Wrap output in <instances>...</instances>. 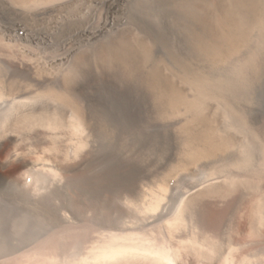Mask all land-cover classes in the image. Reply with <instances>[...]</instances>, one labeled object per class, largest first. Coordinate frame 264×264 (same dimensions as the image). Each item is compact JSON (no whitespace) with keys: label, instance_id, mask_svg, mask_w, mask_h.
<instances>
[{"label":"rangeland","instance_id":"374dc122","mask_svg":"<svg viewBox=\"0 0 264 264\" xmlns=\"http://www.w3.org/2000/svg\"><path fill=\"white\" fill-rule=\"evenodd\" d=\"M109 3L0 0V264H22L72 233L85 245L115 228L159 233L190 198L199 229H218L214 258L201 264H222L229 243L245 244L232 250L236 263L259 260L264 207L252 165L236 164L242 133L193 81L224 83L264 132V0ZM62 86L72 101L50 97ZM88 96L92 128L80 131L72 111ZM236 171L255 188L191 196ZM191 232L185 223L171 239Z\"/></svg>","mask_w":264,"mask_h":264},{"label":"bare ground","instance_id":"6f19581e","mask_svg":"<svg viewBox=\"0 0 264 264\" xmlns=\"http://www.w3.org/2000/svg\"><path fill=\"white\" fill-rule=\"evenodd\" d=\"M119 1L121 0H110L109 7L114 8ZM110 22L109 20L106 21L104 26H108ZM223 84L224 83H220L219 81L212 80L210 76L200 75L194 79L193 88L196 90V94H198L199 98L203 97L204 99V97H207V99H216L221 105L219 106L225 111V115L231 119V124L233 125L232 129L235 127V131H240V133H242L240 135L243 136L242 146L244 154H241H243L244 157L236 164L239 166L245 163L244 165L246 167H251L252 165V169L249 168L253 171L250 177H252V180H257L255 189L257 195L256 199L258 201L257 205L262 208L264 207V132L260 126H255L253 121L248 119L247 115L237 104L223 94V89L225 88V86H222ZM50 95V97L57 102L61 100L66 101L67 99V101H72L70 89L67 86H62L59 90L51 92ZM199 98L196 99L198 100ZM96 101L95 97L88 96L86 99L87 104H81L80 107L77 105L79 108L75 107L76 109L72 111V115L75 117L74 120L76 119L77 128H79L80 131L91 130L92 125L90 122L89 104ZM197 107H199V105ZM237 134L239 135V133ZM236 173L227 175L222 181H220V178L218 179L220 175L211 179L209 178L202 189L198 190V188H196L198 191L195 190V192L190 190L193 191L191 196L196 194L200 195L210 189L217 190L221 194L225 192V194H227L229 189H233L234 191L235 188V190H238L241 194L248 187H251L250 189L255 188L253 187L254 183L253 186L252 183H250L248 175V177H246ZM229 191L231 192L232 190ZM255 209L256 208H254V210ZM258 210L260 209L258 208ZM221 211L222 209L220 212ZM257 214L258 213H256V215ZM256 218L258 219V221H256L260 225V223L264 222V213H259ZM185 223L191 226L192 232L188 237L181 240L180 244H174L171 239L172 234L182 225H185ZM213 227L212 229L211 227L206 228L208 231H201L196 222L193 198L183 199L179 209H177L164 223L162 228L163 232L161 229L159 233H156L152 228L140 230L133 228H115L113 230L101 232L102 234H99L98 239L93 240L89 245L82 244L81 240L78 242L75 239V234L72 233L59 239L58 242L54 244L51 251H47L46 253L36 252L32 257L27 259L24 258L25 261H22V264H188L185 261L186 259L184 260L182 258V251L195 254L198 259L197 264H201L206 256L214 258V256L211 257V255L217 251L218 244L220 243L216 240L217 238H213L218 233V229L215 230ZM218 240H220V238ZM228 245L231 247V252L224 256L223 262L221 261L222 264H264V256L259 260H255L250 259L248 255H244L242 259L236 263L232 250L239 249L245 246V244H239L236 247L232 246L230 243ZM261 253L264 252L261 251ZM18 257H20V255Z\"/></svg>","mask_w":264,"mask_h":264}]
</instances>
